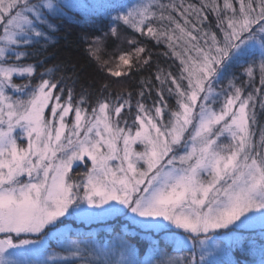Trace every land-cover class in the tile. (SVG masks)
<instances>
[{"label":"snow or ice","instance_id":"obj_1","mask_svg":"<svg viewBox=\"0 0 264 264\" xmlns=\"http://www.w3.org/2000/svg\"><path fill=\"white\" fill-rule=\"evenodd\" d=\"M98 19L82 39L108 76L152 67L137 36L176 71L157 63L134 103L109 83L93 101L30 62L62 22ZM109 41L128 50L105 59ZM237 252L264 264V0H0V264H245Z\"/></svg>","mask_w":264,"mask_h":264},{"label":"trees","instance_id":"obj_2","mask_svg":"<svg viewBox=\"0 0 264 264\" xmlns=\"http://www.w3.org/2000/svg\"><path fill=\"white\" fill-rule=\"evenodd\" d=\"M125 2H130V0H125ZM164 2H167V0H164ZM107 25L108 21L106 19H98L94 23L89 24H83V22L79 24L75 22H62L59 31L55 34V45L49 46L45 52L33 58L30 62L40 60L43 61L44 67L53 68L55 79L61 82L60 86L64 87L65 90L69 88L73 90L74 99L80 95L82 89L87 88L88 91L92 93L93 101L97 98V93L100 90L101 85L103 83H109L113 85V93L120 91L131 92L134 103L141 87V79L150 78L152 73L155 72L157 63L161 67L171 66V70L173 72L176 71L179 61L175 60L174 57L164 56L162 54L168 51L163 44L155 45L151 40L137 36V39L141 40L142 43H145L152 51V67L150 69H142L139 72L134 71L131 77L115 78L108 76L99 68L96 61L87 55L85 51L87 45L82 39L84 34H99L97 30L100 28L106 30ZM126 35L131 36L134 34L127 32ZM123 46H125L124 42L109 41L106 45V51L101 55L107 59L111 53H114ZM40 71H43V68H41ZM117 80L120 81L119 84L116 83ZM153 82L155 83V81ZM155 99V93L153 92L151 97H145V102L151 104ZM168 102L169 104L174 105V99L169 98ZM129 122L131 123V116H129ZM111 223L118 224L117 221H112ZM79 229L81 231L87 230L85 228ZM96 229L100 233L102 239L107 238L108 233L102 232L101 227H97ZM235 255L237 259L245 262V264L249 259L247 256H243L239 252Z\"/></svg>","mask_w":264,"mask_h":264},{"label":"rangeland","instance_id":"obj_3","mask_svg":"<svg viewBox=\"0 0 264 264\" xmlns=\"http://www.w3.org/2000/svg\"><path fill=\"white\" fill-rule=\"evenodd\" d=\"M126 50H128V45L125 43V46L120 47L117 51H115L114 53H111L110 56H117V55L119 54L120 51H126ZM68 119L71 120V119H72V116L70 115ZM74 169H75V166H74ZM78 170L81 171V172H83V171H84V168L81 167V168H79ZM72 227H73V228H84V227L80 224L79 221L73 222V223H72ZM97 227H98L97 225H93V228H97ZM101 229H102V230H101L102 232H106V231L104 230L103 227H101Z\"/></svg>","mask_w":264,"mask_h":264}]
</instances>
